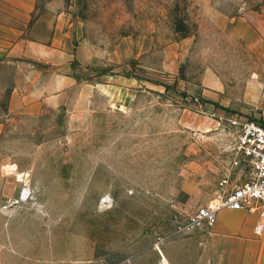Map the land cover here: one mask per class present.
Returning <instances> with one entry per match:
<instances>
[{"label":"rangeland","instance_id":"rangeland-1","mask_svg":"<svg viewBox=\"0 0 264 264\" xmlns=\"http://www.w3.org/2000/svg\"><path fill=\"white\" fill-rule=\"evenodd\" d=\"M37 1L66 17L70 84L0 65V264H201L186 226L241 125H264V42L211 25L206 0ZM16 85L54 99L10 115Z\"/></svg>","mask_w":264,"mask_h":264},{"label":"crops","instance_id":"crops-1","mask_svg":"<svg viewBox=\"0 0 264 264\" xmlns=\"http://www.w3.org/2000/svg\"><path fill=\"white\" fill-rule=\"evenodd\" d=\"M234 11L213 0H206V18L222 31L230 29L236 38H243L253 49L264 42V0H225ZM52 3L39 8L37 0H0V65L17 64L22 59L51 65L57 72L51 79L59 91L70 79L59 74L66 69L71 55L64 44L66 17L55 14ZM215 28V29H216ZM261 33V34H260ZM38 79H33V82ZM14 86L8 101L10 115H29L44 110L54 98L44 91L20 93ZM36 89L44 87L33 85ZM259 213L223 210L212 229L199 231L198 258L201 264H264V233L254 232Z\"/></svg>","mask_w":264,"mask_h":264},{"label":"built area","instance_id":"built-area-1","mask_svg":"<svg viewBox=\"0 0 264 264\" xmlns=\"http://www.w3.org/2000/svg\"><path fill=\"white\" fill-rule=\"evenodd\" d=\"M234 151L237 156L231 171L219 182L214 199L190 216L188 231L212 229L219 212L232 210L259 213L254 232L257 236L264 233V125L257 121L243 123Z\"/></svg>","mask_w":264,"mask_h":264}]
</instances>
